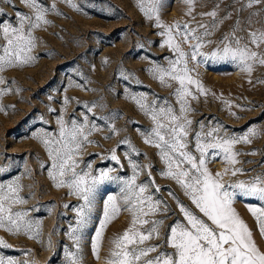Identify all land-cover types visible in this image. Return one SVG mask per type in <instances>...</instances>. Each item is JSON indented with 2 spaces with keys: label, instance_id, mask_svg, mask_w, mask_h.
<instances>
[{
  "label": "snow or ice",
  "instance_id": "snow-or-ice-1",
  "mask_svg": "<svg viewBox=\"0 0 264 264\" xmlns=\"http://www.w3.org/2000/svg\"><path fill=\"white\" fill-rule=\"evenodd\" d=\"M19 2L28 12L15 9L14 0H0V4L15 11V16L9 18L4 7H0V86H4L0 87V98L13 91L11 84L14 83L6 81L2 74L7 70L30 66L36 61L37 56L33 54L38 44L35 32L52 26L47 18L50 13L60 15L55 2L51 6L45 0ZM64 2L80 11L72 0ZM184 3L189 9L187 14L195 20L192 16L195 0H184ZM234 3L240 6V14L247 10L248 16L243 19L237 16L216 47L205 53L202 49L212 43L207 38L213 35L219 24L232 18L231 13L217 20V4L214 10L201 14L202 19L205 16L212 18L211 25L199 23L192 27L187 22L165 25L160 19L163 0H137V7L143 16L154 20V26L162 29L159 35L165 39L160 47L166 46L174 54V58L168 59L167 67L155 64L149 72L163 87H172V82H175L177 86L172 96L178 108L168 98L154 96L149 100L144 93L131 94L127 98L151 121L149 129L138 131L143 142L157 150L164 165V171L159 175L175 182L193 206L189 207L169 191L168 196L175 201L183 221L176 220L163 235L162 229L172 209L158 197L161 189L152 176V166L140 165L133 159V155L141 154L130 140L125 139L122 143L127 145L125 158L131 175H114L123 172L125 167L115 149L106 159L119 165V169L94 170L91 162L81 168V152L86 145L93 143L89 137L103 130L88 115L81 113L82 120L75 116L66 120L61 114L56 119L57 129L54 132L41 129L32 133L31 138L43 146L51 161L48 176L54 187L67 188L68 194L80 201L73 208L75 221L66 233L71 247L63 248V264H84L85 233L93 222L98 190L105 184L117 185L118 193L108 195L104 200L102 218L91 239V253L97 261L100 260L107 226L126 212L130 215V225L122 235L109 241L111 247L105 264H264V247L257 244L253 231L235 208L240 199L256 201L245 207L255 219L261 238H264V172L251 176L256 169L246 172L237 167L242 163H252L241 161L239 157L257 153L242 152L236 148L237 145H250L260 135L259 130L249 124L236 133L219 122L205 124L190 118L194 113L191 101L208 93L196 71L201 64L229 63L246 74L247 83L264 85V79H252L258 68H264V0H234ZM184 45L188 46V51L184 50ZM190 63L192 67H189ZM124 78L127 79L126 76ZM69 102V98L65 97L64 105ZM225 103L232 107L229 102ZM96 106V103L84 105L89 113ZM239 107L241 111L252 110ZM0 111L5 109L0 107ZM231 115L236 116V113ZM117 116L113 114L112 118ZM40 119L43 121V117ZM99 119L106 122L109 132L118 134L114 125L107 123L108 117ZM105 138L111 139V136ZM217 158L225 165L222 172H212L209 168V164ZM259 166L264 167V161ZM8 171L7 167L0 166V175ZM142 173L147 180L140 181ZM241 175L250 178L236 179ZM228 176L231 179L226 182L225 177ZM21 191L18 178L9 183L0 181V229L14 235L23 233L39 242L40 221L27 219L28 212L16 210V206L27 202L20 195ZM152 240H159L160 243H149ZM48 244L51 247V237ZM7 247L10 246L0 240V248ZM0 264L18 262L0 255Z\"/></svg>",
  "mask_w": 264,
  "mask_h": 264
},
{
  "label": "rangeland",
  "instance_id": "rangeland-1",
  "mask_svg": "<svg viewBox=\"0 0 264 264\" xmlns=\"http://www.w3.org/2000/svg\"><path fill=\"white\" fill-rule=\"evenodd\" d=\"M14 2L15 9L28 12L19 0ZM54 2L60 15L50 13L47 18L52 26L35 32L38 44L33 54L37 56L36 61L30 66L7 70L2 74L6 81L14 83L11 84L13 91L0 98V107L5 109L0 111V166L9 170L7 174L0 175V181L9 183L19 179L22 185L20 195L27 202L16 206V210L28 212L27 219L41 223L39 242L23 233L14 235L0 229V240L10 246L0 248V255L15 259L18 264H63V248L71 247L66 233L69 225L75 221L73 208L80 201L69 195L67 188L54 187L48 176L51 161L43 146L31 138L33 132L41 129L54 132L57 129L56 119L61 114L66 120L73 116L82 120L81 113H84L103 129L89 137L93 143L86 145L81 152V168L91 162L94 170L108 167L119 169V165L106 159L115 149L125 167L123 172L113 174L131 175L125 158L127 145L122 143L125 139L130 140L141 154L133 155V159L140 165L152 166V176L161 189L158 197L174 213H169L170 218L165 221L162 235L176 220L183 221L175 201L168 196L169 191L193 207L175 182L159 175L164 171V165L157 150L146 145L138 131L149 129L151 121L127 98L131 94L144 93L149 100L154 96L168 98L175 105L172 96L177 86L175 82H172V87H163L149 72L155 64L167 67L168 59L174 58L166 46L160 47L165 39L159 35L162 29L154 26V20L143 16L137 7V0H72L80 11L69 7L64 0H45L48 6ZM217 4V20L227 13H231L232 18L219 24L213 35L207 38L212 43L202 51L210 53L222 35L229 31L237 16L243 19L249 14L247 10L240 14V6L234 0H195L192 11L195 20L187 14L189 9L184 0H163L160 19L165 25H183L186 22L192 27L199 23L211 25L212 18L205 16L202 19L201 14L214 10ZM0 7H4L9 18L15 16L12 7L3 4ZM183 47L185 51L189 50L187 45ZM189 67H192L191 63ZM196 71L208 93L191 101L194 113L190 118L205 124L219 122L236 133L249 124L253 125L260 135L250 145H237L236 148L238 151H255L257 154L239 157L241 161L252 163H242L237 167L246 172L256 169L251 172V176L264 172V167L259 166L264 161V85L247 83L246 74L229 63L207 62ZM252 79H264V68H258ZM65 97L70 101L67 105L63 103ZM93 103L97 106L89 113L84 105ZM175 106L178 108V105ZM239 106L252 110L241 111ZM49 109L55 111L49 112ZM232 112L236 116L231 115ZM113 114L118 116L112 118ZM40 117H43V121ZM100 117H108L107 123L113 124L118 134L109 132L106 122ZM108 136L111 139L105 138ZM224 167L219 158L209 164L212 172H222ZM249 178L246 175L236 177L243 180ZM230 179V176L225 177L226 182ZM145 180L147 176L142 173L140 181ZM117 193L118 186L115 184L102 185L98 190L93 222L86 230L83 243L84 264H105L111 247L109 241L122 235L130 225V215L122 212L105 230L100 260L92 256L91 239L102 218L103 202L108 195ZM255 203L251 199H240L235 208L253 231L257 244L264 247V238L259 234L256 221L245 207L246 204ZM49 237L51 247L48 244ZM149 243L160 241L152 240Z\"/></svg>",
  "mask_w": 264,
  "mask_h": 264
}]
</instances>
